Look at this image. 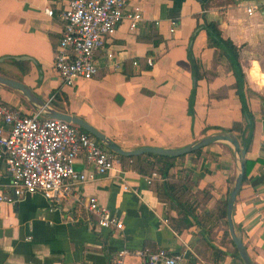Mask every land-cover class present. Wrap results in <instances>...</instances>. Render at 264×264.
I'll return each mask as SVG.
<instances>
[{"label": "crops", "instance_id": "0c3cea01", "mask_svg": "<svg viewBox=\"0 0 264 264\" xmlns=\"http://www.w3.org/2000/svg\"><path fill=\"white\" fill-rule=\"evenodd\" d=\"M63 2L0 0V75L20 81L50 105L55 103L53 108L79 116L124 149L182 146L241 120L234 75L217 55L218 48L206 43L203 18L217 20L220 34L237 46L252 121L243 147V161L250 164L231 218L253 264H264V0H126L128 8L140 6V22L129 29L127 19H121L94 53L95 74L71 85L62 83L52 67ZM47 6L50 15L43 11ZM248 6L254 7L251 12ZM147 54L152 57L149 67ZM192 57L199 76L190 115ZM0 101L20 113L36 111L18 89L3 83ZM73 167L88 177L57 207L48 206L39 193H26L12 203L0 200V264H108L123 246L150 251L163 247L180 254L182 264H239L224 234L225 214L221 216L238 169L227 141L185 153L167 171L169 181L183 175L190 182L196 218L188 216L191 224L186 227L150 187L153 179L161 180L158 172L140 173L125 157L103 174L94 173L82 157ZM8 180L0 156V193L7 191ZM89 195L119 217L121 229L94 222L82 201ZM124 261L137 263L139 257L129 254Z\"/></svg>", "mask_w": 264, "mask_h": 264}, {"label": "built area", "instance_id": "2783aa9c", "mask_svg": "<svg viewBox=\"0 0 264 264\" xmlns=\"http://www.w3.org/2000/svg\"><path fill=\"white\" fill-rule=\"evenodd\" d=\"M63 1L58 12L62 27L52 54V67L62 83L71 85L77 79L95 74L94 53L121 19L126 18L129 29H133L142 17L140 6L128 8L126 0ZM253 8L248 6L246 10L251 12ZM43 11L52 13L48 6ZM144 59L147 65L152 64L150 55ZM0 119V156L9 176L7 191L0 193V200L5 202H15L26 193H39L48 206L57 207L76 184L88 177L74 169L76 158L82 157L96 174L107 172L117 163L116 153L66 120L43 116L37 110L20 113L2 101ZM82 201L98 226L122 228L119 217L94 196H84ZM129 254L138 256L139 261L125 263L124 256ZM108 264H182V258L163 247L150 251L123 246Z\"/></svg>", "mask_w": 264, "mask_h": 264}, {"label": "trees", "instance_id": "16d2710c", "mask_svg": "<svg viewBox=\"0 0 264 264\" xmlns=\"http://www.w3.org/2000/svg\"><path fill=\"white\" fill-rule=\"evenodd\" d=\"M199 25H196L198 27ZM200 27L204 29L206 34V43L209 46H213L218 48L217 55L223 57L226 60L227 66L231 69L236 86V90L241 99V110H242V119L241 120H233L230 125L226 128V131L233 133L237 139L239 140L241 147H247L248 141L251 135V115L246 110L245 107V99L243 90L245 89L248 92V87L244 88V74L242 72L240 63L237 58V46L229 39L225 38L220 34V29L218 27L217 20L209 19L206 20L203 18V22L200 24ZM149 55V54H147ZM191 61V74L193 78V82L191 85L190 93L187 101V112L192 115V103H193V95L194 89L196 85V79L199 76L198 71V62L192 57ZM146 67H149L146 66ZM59 94V91H56L55 96ZM52 106L57 107V105L51 102ZM99 142V141H98ZM100 143V142H99ZM103 145V144H102ZM201 147L192 150L187 153H196L200 150ZM185 154V153H184ZM184 154H180L177 156L173 155H162L155 153H141L138 155L132 156H122L117 155L118 157H125L129 160V165L136 171L143 174H150L151 171H156L160 174L161 180H152L150 187L156 191L158 195L164 197L167 200L168 208H173L179 219L180 226L186 227L191 224L188 216L196 218L194 214V203H193V193L190 192V182L186 176L179 175L178 179L175 181H169L167 179L168 169L174 164V160L177 157L183 156ZM250 161L244 159L243 165V173H245L249 167ZM221 216L225 214V201L221 204ZM177 217V218H178ZM176 219V218H175ZM224 234L226 236L227 241L230 243V251L237 258L239 264H243L240 257L237 254V250L228 236L227 229L224 230ZM219 252L223 253L225 250H219Z\"/></svg>", "mask_w": 264, "mask_h": 264}, {"label": "water", "instance_id": "95a60500", "mask_svg": "<svg viewBox=\"0 0 264 264\" xmlns=\"http://www.w3.org/2000/svg\"><path fill=\"white\" fill-rule=\"evenodd\" d=\"M15 57H19V56H15ZM0 83L18 89L26 97V99L33 106V108L39 111L41 115L63 119L77 125L81 129L87 131L90 135L94 136L97 141H99L107 149L113 151L117 155L132 156V155H138L141 153L149 152L155 154L177 156L180 154L190 152L192 150H195L201 146H204L210 142L217 140H223L230 143L237 156L238 169L236 171V174L234 176V179L232 181V184L230 186V189L228 191L225 200V221L227 226V232L237 250V254L240 257L242 263L253 264L250 256L248 255L242 244L240 235L235 231L231 218L232 204L242 179L243 165H244V161H243L244 148L239 145L238 139L233 133L229 131L214 132L201 136L182 146H177V147L142 145L135 148L124 149L121 146H119L116 142L108 138L101 131H99L98 129L87 123L85 120L80 118L79 116L53 108L46 100H43L40 97H38L35 93H33L26 85H24L20 81L0 75Z\"/></svg>", "mask_w": 264, "mask_h": 264}]
</instances>
